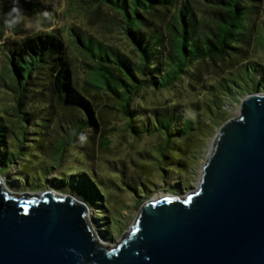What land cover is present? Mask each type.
<instances>
[{"label": "trees", "instance_id": "trees-1", "mask_svg": "<svg viewBox=\"0 0 264 264\" xmlns=\"http://www.w3.org/2000/svg\"><path fill=\"white\" fill-rule=\"evenodd\" d=\"M83 1L94 14L109 12V24H120L131 48L104 32L68 26L89 68L81 85L62 30L48 29L59 15L53 1L0 0V174L20 157L26 162L18 170L20 188L47 185L88 205L119 191L131 192L142 204L152 191L148 173L154 169L166 180L183 175L170 186L179 191L189 182L184 175L194 151L230 118L225 103L264 91V0ZM14 4L25 24L41 18L43 29L25 24L14 33L6 29L3 17ZM177 85L195 96L146 103L145 90ZM98 99L123 117L124 130L158 135L157 154L142 152L144 162L133 169L137 177L124 167L105 178L77 167L55 171L48 180V171L61 165L67 151L81 159L93 155L95 135L88 131H102ZM31 133L36 135L28 137Z\"/></svg>", "mask_w": 264, "mask_h": 264}, {"label": "water", "instance_id": "water-1", "mask_svg": "<svg viewBox=\"0 0 264 264\" xmlns=\"http://www.w3.org/2000/svg\"><path fill=\"white\" fill-rule=\"evenodd\" d=\"M88 211L54 189L16 194L0 174V264H264V91L218 128L196 190L145 200L115 248Z\"/></svg>", "mask_w": 264, "mask_h": 264}, {"label": "rangeland", "instance_id": "rangeland-1", "mask_svg": "<svg viewBox=\"0 0 264 264\" xmlns=\"http://www.w3.org/2000/svg\"><path fill=\"white\" fill-rule=\"evenodd\" d=\"M54 5L58 9L57 17L54 18L51 25L52 28H60L62 34L68 45V54L72 59L74 65V72L79 84L83 85L88 72V66L86 65L87 59L83 56L80 50L74 43L73 37L69 34L68 26L72 24H78L88 31L95 33L109 34L112 41L118 45L126 47L129 51L131 46L123 33V29L120 24H109V19L112 18L110 13L105 9L98 14L92 13L89 6L83 0H52ZM44 22L41 18L34 17L31 20L29 30L31 28H42ZM1 62V60H0ZM145 100L150 106L162 104L170 100H177L179 102H186L189 98L195 96L194 93L186 92L182 85L175 86L174 90L165 89L162 91H153L151 89L145 90ZM197 95V94H196ZM246 96V95H245ZM241 96L239 100L225 103L230 111V118L236 116L240 112L241 100L245 97ZM8 103H11V99L7 98ZM100 105L98 106L99 119L101 122L102 131L100 133H94L91 130L88 134H94V152L92 156H87L83 159L76 157L69 151L66 152L64 161L61 165L52 167L47 173V179L52 180L54 172H62L66 169H75L77 167H84L86 171L93 170L99 177L118 176L117 172L122 167L125 168L127 174H133L137 177L138 173L133 170L138 167L144 161L142 160V152L157 154L156 149L160 137L158 135H142L136 136L123 129L124 119L118 112L114 110H108L103 104L104 100L98 99ZM157 103V104H156ZM218 130V128H217ZM216 130V131H217ZM53 133V131L51 130ZM36 134H29L28 137H34ZM214 135H208L205 137L203 148L194 151L196 156L193 160V164L188 171L187 175H184L188 179V183L185 187L179 191H171L170 186L176 180V178L183 176L177 173L173 174L169 179H164L162 173L158 169H154L148 173V176L153 180L150 185L152 190L149 194V198L158 194H177L185 196L190 192L196 190L199 184L204 163L206 157L213 143ZM110 140L107 145L103 144V140ZM154 160V159H151ZM57 163V161H53ZM26 163L24 159L18 157L15 164H11L7 173L1 174L5 184L16 194L25 192H41L46 189H54L50 186L40 187L36 190L22 189L18 186L21 178L17 175L18 170L23 164ZM55 190V189H54ZM57 191V190H56ZM60 192V191H58ZM64 193V192H61ZM111 199L104 198L103 201L97 200L89 203L88 222L96 233V235L103 241V244L111 248H115L122 239L131 232L133 225L135 224L138 212L141 204L136 197L129 191H119ZM80 198L78 195H74ZM81 199V198H80ZM106 199V200H105ZM108 203V205H104Z\"/></svg>", "mask_w": 264, "mask_h": 264}, {"label": "clouds", "instance_id": "clouds-1", "mask_svg": "<svg viewBox=\"0 0 264 264\" xmlns=\"http://www.w3.org/2000/svg\"><path fill=\"white\" fill-rule=\"evenodd\" d=\"M3 24L6 29L14 33L21 24H25L24 13L14 4L13 7L4 14ZM25 27L28 28L31 26L25 24ZM80 139L84 141L86 137L82 134Z\"/></svg>", "mask_w": 264, "mask_h": 264}, {"label": "bare ground", "instance_id": "bare-ground-1", "mask_svg": "<svg viewBox=\"0 0 264 264\" xmlns=\"http://www.w3.org/2000/svg\"><path fill=\"white\" fill-rule=\"evenodd\" d=\"M160 195H162V194H158L157 197H159Z\"/></svg>", "mask_w": 264, "mask_h": 264}]
</instances>
